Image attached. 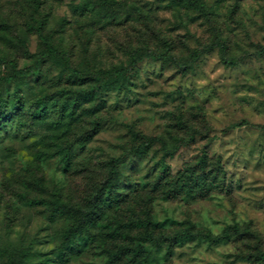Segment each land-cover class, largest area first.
<instances>
[{"label": "rangeland", "instance_id": "obj_1", "mask_svg": "<svg viewBox=\"0 0 264 264\" xmlns=\"http://www.w3.org/2000/svg\"><path fill=\"white\" fill-rule=\"evenodd\" d=\"M35 14L33 0H0V56L19 68L35 63L22 40L32 53L44 49L29 28ZM41 17L54 45L81 69L129 66L139 48L183 62L199 56L181 68L142 52L125 82L109 79L107 90L80 100L77 93L97 81L75 80L59 57L47 60L38 75L0 82L6 100L24 97L19 110L10 107L14 114L0 113V264L26 247L27 264L107 263L91 237L63 247L67 221L41 212L48 201L40 200L61 189L67 202L89 204L87 190L105 177L107 158L125 155L132 145L129 126L179 146L166 159L173 170L208 153L221 157L229 178L222 190L197 199L155 195L153 215L168 234L190 223L214 234L235 233L216 244L180 240L170 252L164 244L159 264H264L251 256L264 249V0H41ZM11 71L0 62V77ZM42 100L47 108L40 113ZM96 121L102 126L93 133ZM82 140L75 164H64L69 145ZM161 147L158 142L143 161L125 164L122 190L147 174L149 188L155 185ZM237 224L252 237L237 236Z\"/></svg>", "mask_w": 264, "mask_h": 264}, {"label": "trees", "instance_id": "obj_2", "mask_svg": "<svg viewBox=\"0 0 264 264\" xmlns=\"http://www.w3.org/2000/svg\"><path fill=\"white\" fill-rule=\"evenodd\" d=\"M33 6L36 14L33 16V22L29 23V28L35 31L39 40L44 44V49L32 53L26 42L22 40L25 53L35 58L34 64L24 68H19L14 59L0 56V62L10 65L12 68L10 73L0 77V82L16 84L20 79L38 75L47 60L59 57L63 59L66 70L75 80L97 81L94 88L84 89L77 93L76 100H80L95 92L107 90L112 83L109 82V79L114 82H125L135 72L137 57L142 52L151 54L158 59L173 61L181 68L191 66L194 59L199 56V53L196 52L192 59L183 62L178 56L169 52L139 48L132 51L129 66L99 69L77 68L72 64L70 53L56 47L52 42V34L45 32L41 17V0H33ZM216 45L225 48L223 43L219 42ZM261 51H264V46ZM232 62H236V59H233ZM13 105L19 110L24 105V97L15 93V96L8 101L0 93L2 118L12 111L14 114L16 110L10 108ZM7 107L8 109H6ZM46 108L47 101L42 100L38 111L41 113ZM101 126V121H96L93 133L99 132ZM129 128L133 135L132 145L128 150L124 149L125 144L122 145L121 148L128 151L125 155L112 154L107 158L108 169L105 177L91 182L87 190L88 198L85 201H89V204L79 205L67 202L70 200L65 198L61 189L56 193L47 194V200H40L48 201L44 203L46 207L41 212H48L52 219L61 218V221H67V225L61 227L63 230L62 246L77 244L79 236H88L98 242L101 254L107 257L106 264H159L160 249L164 244L167 246V251L170 252L180 240H199L216 244L235 235V233H229L227 229L224 233L214 234L211 230L197 228L193 223L174 234H168L163 230L162 225L155 220L153 215V201L156 196L167 200L179 197L189 200L205 197L216 189L222 190V187L226 186L229 181L228 174L223 168L221 157L214 158L208 153H202L194 164L188 162L185 166L173 170L166 159L172 157L179 150V146L170 148L169 141L165 138H149L142 132L136 131L130 126ZM158 142L162 145L159 151L162 156L156 163L160 168L155 175V185L149 188L147 174L132 189L122 190L125 164L143 161L150 153L151 148ZM84 144L86 142L83 140L70 144L69 152L63 158V163L68 166L75 164L74 150L78 145L84 146ZM83 160L89 161L88 159ZM220 173L225 176H223V180L217 181ZM153 190H157V193L152 194ZM234 227L237 236L242 240H247L253 235L251 231L241 229L238 224ZM147 245L155 246L156 249L150 251ZM30 253V248H21L8 259L6 264H27ZM251 256L264 261V249L257 248Z\"/></svg>", "mask_w": 264, "mask_h": 264}]
</instances>
